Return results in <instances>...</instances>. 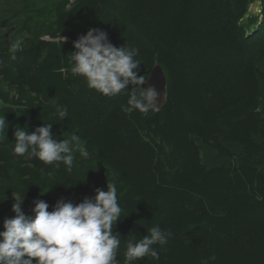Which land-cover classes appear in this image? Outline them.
Returning <instances> with one entry per match:
<instances>
[{
    "label": "trees",
    "instance_id": "1",
    "mask_svg": "<svg viewBox=\"0 0 264 264\" xmlns=\"http://www.w3.org/2000/svg\"><path fill=\"white\" fill-rule=\"evenodd\" d=\"M92 28L113 46L138 50V75L161 69L159 111L125 112L128 89L109 98L71 74L73 42ZM18 36L23 50L11 59ZM263 62L264 0H0V231L15 215L13 198L23 196L28 217L36 200L51 212L58 200L76 204L106 191L115 170L119 264L127 242L155 225L173 234L153 246L160 259L133 264H201L210 256V264H264ZM45 123L57 142L78 134L90 157L77 154L69 172L62 162L14 155L16 129L31 134ZM216 136L239 155L208 167L201 146L231 156Z\"/></svg>",
    "mask_w": 264,
    "mask_h": 264
},
{
    "label": "clouds",
    "instance_id": "2",
    "mask_svg": "<svg viewBox=\"0 0 264 264\" xmlns=\"http://www.w3.org/2000/svg\"><path fill=\"white\" fill-rule=\"evenodd\" d=\"M65 39L63 37V42ZM23 46L24 39L16 37L8 49L10 58L15 59V54L22 51ZM73 48L70 72L74 77L83 78L89 88L109 98L128 89L127 104L122 105L125 112L138 110L147 114L159 111L160 93L152 87L143 88L148 78L137 74L136 70L141 65L135 59L137 49L113 46L107 34L95 28L78 36ZM56 112L59 119L67 118V109L57 106ZM51 127L52 124L45 123L31 134L17 128L14 132V155L27 154L29 158L36 157L44 164L56 166L62 162L69 172L77 154L85 159L90 157L85 141L78 134H68L67 138L57 142ZM5 132L6 122L2 115L0 133L4 138ZM118 176V172L111 170L106 191L96 189L93 197H85L76 204L70 200H58L51 212L45 201L36 200L32 217L26 216L21 209L23 196L13 198L15 202L11 211L15 215L4 220V230L0 231V264H33V261L35 264H119L117 254L121 238L113 232L123 211L118 202ZM172 235L170 230L155 225L138 241L133 237L126 244L124 264H133L145 257L158 261L160 256L153 246L167 245ZM215 259V256L207 257L201 264H210Z\"/></svg>",
    "mask_w": 264,
    "mask_h": 264
},
{
    "label": "rangeland",
    "instance_id": "3",
    "mask_svg": "<svg viewBox=\"0 0 264 264\" xmlns=\"http://www.w3.org/2000/svg\"><path fill=\"white\" fill-rule=\"evenodd\" d=\"M250 11L256 14L258 12V6L256 4L252 5L250 7ZM260 67L264 70V62L260 65ZM213 143L219 144V146L226 150L227 154H230L231 156L227 158L225 155H218L215 151L201 146L202 158L204 160L205 165H207L208 167L218 166L226 161H230L232 157L239 155L238 147L233 144H228L221 136H216L213 139Z\"/></svg>",
    "mask_w": 264,
    "mask_h": 264
},
{
    "label": "water",
    "instance_id": "4",
    "mask_svg": "<svg viewBox=\"0 0 264 264\" xmlns=\"http://www.w3.org/2000/svg\"><path fill=\"white\" fill-rule=\"evenodd\" d=\"M152 87L158 93H160L158 106H161L164 103V96H165V79L164 75L159 67H155L150 74L149 79L144 84V88Z\"/></svg>",
    "mask_w": 264,
    "mask_h": 264
}]
</instances>
